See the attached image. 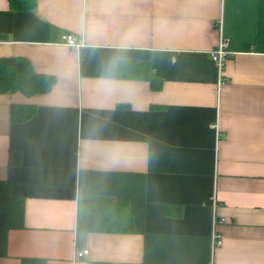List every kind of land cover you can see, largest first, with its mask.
I'll return each mask as SVG.
<instances>
[{
    "label": "crops",
    "instance_id": "obj_1",
    "mask_svg": "<svg viewBox=\"0 0 264 264\" xmlns=\"http://www.w3.org/2000/svg\"><path fill=\"white\" fill-rule=\"evenodd\" d=\"M11 58L55 84L0 93V181L26 205L0 264H264V0H0ZM13 104L34 115L13 123ZM80 196L128 200L135 231L80 230Z\"/></svg>",
    "mask_w": 264,
    "mask_h": 264
},
{
    "label": "trees",
    "instance_id": "obj_2",
    "mask_svg": "<svg viewBox=\"0 0 264 264\" xmlns=\"http://www.w3.org/2000/svg\"><path fill=\"white\" fill-rule=\"evenodd\" d=\"M13 11L32 9L37 0H8ZM118 76H140L149 80L154 89L161 88L160 81L150 78L143 65L119 62ZM55 84V78L34 72L29 61L20 58L0 59V93L22 92L27 96L46 93ZM34 115L30 105H12L13 123L29 120ZM20 154L11 151L9 164H20ZM25 199L15 196L9 181H0V212L6 215V224L0 227V256L7 254V237L11 230L24 227ZM169 213V212H168ZM170 214V213H169ZM78 228L87 232L130 234L135 231L134 217L128 200L111 197L80 196L78 199Z\"/></svg>",
    "mask_w": 264,
    "mask_h": 264
},
{
    "label": "built area",
    "instance_id": "obj_3",
    "mask_svg": "<svg viewBox=\"0 0 264 264\" xmlns=\"http://www.w3.org/2000/svg\"><path fill=\"white\" fill-rule=\"evenodd\" d=\"M66 40L68 42V45L71 47H78L79 44L77 43V40L72 35H67ZM234 53L230 49V43L228 40L224 37H221L219 41V45L216 50L211 52V58L212 60L217 64L219 69H222L225 65V62L230 58ZM214 230H213V248L219 247L222 245V236L218 232H216V221L214 222ZM89 254V250H80L77 251L76 257L81 258L84 256H87Z\"/></svg>",
    "mask_w": 264,
    "mask_h": 264
},
{
    "label": "rangeland",
    "instance_id": "obj_4",
    "mask_svg": "<svg viewBox=\"0 0 264 264\" xmlns=\"http://www.w3.org/2000/svg\"><path fill=\"white\" fill-rule=\"evenodd\" d=\"M67 36V35H66ZM66 36H64V40L65 42L68 44L67 40H66ZM69 47H71L70 45H68ZM226 63V62H225Z\"/></svg>",
    "mask_w": 264,
    "mask_h": 264
},
{
    "label": "bare ground",
    "instance_id": "obj_5",
    "mask_svg": "<svg viewBox=\"0 0 264 264\" xmlns=\"http://www.w3.org/2000/svg\"><path fill=\"white\" fill-rule=\"evenodd\" d=\"M83 250H87V249H83Z\"/></svg>",
    "mask_w": 264,
    "mask_h": 264
}]
</instances>
